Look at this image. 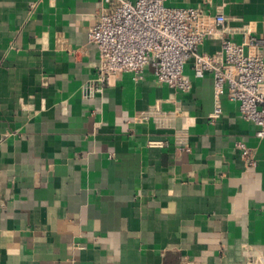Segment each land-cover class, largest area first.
I'll use <instances>...</instances> for the list:
<instances>
[{
  "label": "crops",
  "instance_id": "1",
  "mask_svg": "<svg viewBox=\"0 0 264 264\" xmlns=\"http://www.w3.org/2000/svg\"><path fill=\"white\" fill-rule=\"evenodd\" d=\"M171 4L223 13L235 42L247 31L264 39V0ZM101 7L0 0V264H244V247L264 248L258 127L226 94L217 100L192 60L188 93L150 67L138 82L122 74L100 86L88 34ZM221 41L200 52L218 55ZM155 109L171 118L165 127L139 119Z\"/></svg>",
  "mask_w": 264,
  "mask_h": 264
},
{
  "label": "built area",
  "instance_id": "2",
  "mask_svg": "<svg viewBox=\"0 0 264 264\" xmlns=\"http://www.w3.org/2000/svg\"><path fill=\"white\" fill-rule=\"evenodd\" d=\"M171 1L100 0L98 21L88 34L89 44L99 52L96 82L102 87L111 86L122 74H130L138 82L150 67L158 83L188 93L193 86L184 70L192 60L195 77L202 79L207 73L212 74L217 100L226 94L238 104L242 118L258 127L257 137L264 138V39L247 31L241 42H235L226 35L223 13L210 17L197 8H178ZM219 33L220 53H201L204 42ZM86 89L92 92L94 84ZM221 114L222 109L217 106L212 120ZM139 117L152 118L160 127L171 120L159 109ZM237 148L248 166L254 167L252 150L242 142ZM243 256L244 264H264V248L244 247Z\"/></svg>",
  "mask_w": 264,
  "mask_h": 264
}]
</instances>
